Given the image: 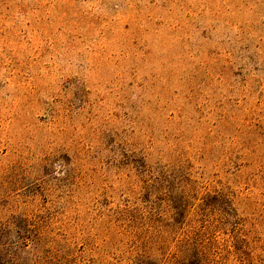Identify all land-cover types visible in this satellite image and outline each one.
<instances>
[{"label": "rangeland", "instance_id": "374dc122", "mask_svg": "<svg viewBox=\"0 0 264 264\" xmlns=\"http://www.w3.org/2000/svg\"><path fill=\"white\" fill-rule=\"evenodd\" d=\"M0 243L264 264V0H0Z\"/></svg>", "mask_w": 264, "mask_h": 264}, {"label": "trees", "instance_id": "16d2710c", "mask_svg": "<svg viewBox=\"0 0 264 264\" xmlns=\"http://www.w3.org/2000/svg\"><path fill=\"white\" fill-rule=\"evenodd\" d=\"M5 247L9 249H4ZM194 249H188V252H185L182 255L168 258L164 260L163 264H204L205 259L199 255V252L196 249ZM0 264H16L13 248L9 244L0 243Z\"/></svg>", "mask_w": 264, "mask_h": 264}]
</instances>
